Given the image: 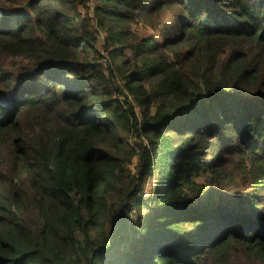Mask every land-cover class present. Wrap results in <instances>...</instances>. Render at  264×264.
Returning <instances> with one entry per match:
<instances>
[{"label": "trees", "instance_id": "16d2710c", "mask_svg": "<svg viewBox=\"0 0 264 264\" xmlns=\"http://www.w3.org/2000/svg\"><path fill=\"white\" fill-rule=\"evenodd\" d=\"M0 264H264V0H0Z\"/></svg>", "mask_w": 264, "mask_h": 264}, {"label": "rangeland", "instance_id": "374dc122", "mask_svg": "<svg viewBox=\"0 0 264 264\" xmlns=\"http://www.w3.org/2000/svg\"><path fill=\"white\" fill-rule=\"evenodd\" d=\"M89 13H90V15H92L91 12H89ZM138 31H139V33H141V34H144V33H145V31H144L143 29H141V28H138ZM97 47L99 48V50H102V41H101V39H99V38H98V41H97ZM133 143H134V139L132 138V139H131V144H133ZM135 165H136V163H134V160H133L132 164L129 166V168H130V170H131L132 172H133L134 169H135ZM154 186H155V182L151 180V181L149 182V184L146 186L145 190H146V191L149 190L148 192L153 191Z\"/></svg>", "mask_w": 264, "mask_h": 264}, {"label": "built area", "instance_id": "2783aa9c", "mask_svg": "<svg viewBox=\"0 0 264 264\" xmlns=\"http://www.w3.org/2000/svg\"><path fill=\"white\" fill-rule=\"evenodd\" d=\"M99 39H101V41H103V34H100V38H99ZM101 54H103V53L101 52ZM104 63H105V59H103V64H104ZM143 144H144V145L147 144L146 140H143ZM133 148H134L135 152L138 153V149L136 148V146H134ZM134 163L137 164V160H136V159H134ZM135 168H136V165H135ZM134 170H135V169H134ZM133 172H134V171H133ZM148 191H149V190H148ZM148 191L144 190V192H143L144 197H147V195H148Z\"/></svg>", "mask_w": 264, "mask_h": 264}]
</instances>
